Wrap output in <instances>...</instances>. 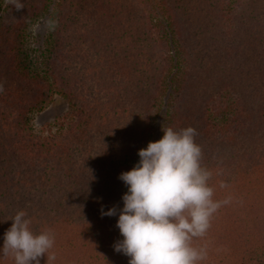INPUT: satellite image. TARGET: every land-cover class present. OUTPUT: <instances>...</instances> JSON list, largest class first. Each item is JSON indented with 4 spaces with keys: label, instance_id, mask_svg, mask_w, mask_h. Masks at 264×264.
I'll return each mask as SVG.
<instances>
[{
    "label": "trees",
    "instance_id": "trees-1",
    "mask_svg": "<svg viewBox=\"0 0 264 264\" xmlns=\"http://www.w3.org/2000/svg\"><path fill=\"white\" fill-rule=\"evenodd\" d=\"M16 2L0 0V250L24 211L55 240L40 264H129L119 176L163 127H193L213 199L229 201L192 239L197 264H264V0ZM57 97L66 111L37 131Z\"/></svg>",
    "mask_w": 264,
    "mask_h": 264
},
{
    "label": "clouds",
    "instance_id": "clouds-1",
    "mask_svg": "<svg viewBox=\"0 0 264 264\" xmlns=\"http://www.w3.org/2000/svg\"><path fill=\"white\" fill-rule=\"evenodd\" d=\"M17 11L23 4L12 0ZM3 86L0 85V91ZM163 137L139 150V162L119 179L127 186L123 208L116 227L122 240L114 244L117 253L129 257V264H197L206 258L203 249L192 247L194 237L210 228L214 213L229 201H215L209 186L211 173L201 166L202 148L195 142L193 127L162 128ZM113 207L102 215L116 216ZM24 211L11 220L4 234V257L15 264H40L47 261L55 240L49 233L35 234Z\"/></svg>",
    "mask_w": 264,
    "mask_h": 264
},
{
    "label": "rangeland",
    "instance_id": "rangeland-1",
    "mask_svg": "<svg viewBox=\"0 0 264 264\" xmlns=\"http://www.w3.org/2000/svg\"><path fill=\"white\" fill-rule=\"evenodd\" d=\"M48 29L49 16L46 14L36 21L30 33V48L35 53V55H40V52L44 49V43L48 34ZM66 109V102L62 98L57 97L53 103L35 115V129L39 132L48 130L51 127L50 125L55 123L58 116L62 115Z\"/></svg>",
    "mask_w": 264,
    "mask_h": 264
}]
</instances>
